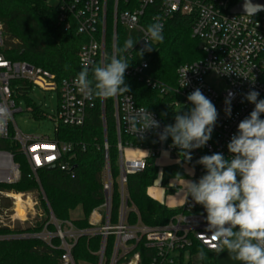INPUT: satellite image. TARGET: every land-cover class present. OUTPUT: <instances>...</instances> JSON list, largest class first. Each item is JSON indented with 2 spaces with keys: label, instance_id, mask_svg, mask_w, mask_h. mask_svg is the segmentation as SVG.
I'll use <instances>...</instances> for the list:
<instances>
[{
  "label": "built area",
  "instance_id": "2783aa9c",
  "mask_svg": "<svg viewBox=\"0 0 264 264\" xmlns=\"http://www.w3.org/2000/svg\"><path fill=\"white\" fill-rule=\"evenodd\" d=\"M127 6L118 12V0H57L55 8L58 12V24L67 31L76 28L77 34L87 37V42L77 52L78 65L81 69L84 63L96 66L102 65L105 58L110 60L116 45L115 29L119 24L127 32L136 34L133 50H141L145 46L143 40L147 26L155 20L163 24L174 15H195L191 28L192 37L200 43L203 57L192 63L183 64L176 70V86L164 87L154 82L148 76V62L131 64L125 76L143 83L146 87L157 91L160 95L171 94L172 106H192L187 96L196 88L209 98L218 111L216 125L212 132L213 141L203 147L209 153H222L230 158L227 144L237 132L238 124L248 117L255 105L249 103L244 96L250 90L259 92L258 99H264V13L257 15H235L230 13L231 6L227 0H123ZM110 2L112 7V37L110 39V54L105 49V19L106 7ZM133 17L135 19H133ZM3 28L0 24V106L7 107L11 118L3 129H0V139L11 138L18 145L19 152L25 157L32 176L43 168H59L63 172L71 171L74 158V145L58 142L55 139L40 136H26L16 128L11 130L13 116L21 110L14 100V93H25L27 88H37L43 92H55L58 105L53 120L54 132L60 125L80 128L84 125L87 113L93 109V100H87L75 85L76 77L58 81L56 76L47 70L31 66L24 62H13L6 59L2 53ZM107 56V57H106ZM132 60L130 53H125ZM214 78L224 83L225 89L218 91L208 79ZM185 85V86H183ZM183 86V87H182ZM233 93L234 96H229ZM231 101V115L226 114L225 100ZM243 101V102H242ZM114 119L116 129L117 167L118 175L112 177L106 132L104 135V168L102 174L103 204L93 210L89 219V229L75 230L70 223H65L63 229L50 215V223L55 232L43 229L38 234H16L4 239H38L49 247L52 239H59L58 249L60 264H75L71 251L77 239L81 236L101 237L98 250V264H142L140 254L135 249L140 241L153 251L148 264H191L192 258L198 257L189 253L181 254L194 244H198L209 252H216L217 240L207 232L206 211L202 205L196 204L185 188L182 212L177 214L165 227L149 228L139 222L128 225L127 214L136 212L129 206L127 178L143 172L148 163L153 161L157 168V178L152 186L161 188L164 192H172L180 188L179 181H198L206 170L197 163L200 156L198 149L191 151V160H186L181 149L172 143L160 141L159 133L165 125L158 116L151 112L160 123L159 129H152L143 134H134L128 126L127 117L141 107L136 106L131 95L113 97ZM264 119V114H261ZM128 138L130 141H122ZM138 142L139 144H135ZM166 161H161L162 157ZM180 167L185 175L182 179H170L162 182L164 168ZM19 180V168L13 162L11 154L0 152V184L10 185ZM119 198L118 219L115 224L110 221L112 196ZM0 196L13 199L10 193L0 192ZM14 204V203H13ZM31 206L36 203L30 201ZM28 207V206H27ZM25 209V208H24ZM31 208L29 207L28 210ZM26 208V211H28ZM22 223L16 216L15 208L10 214L0 216V227L13 229L15 221ZM69 231H66L67 229ZM114 238L111 254L106 262L104 252L107 238ZM144 239V240H141ZM200 263L201 259L199 258Z\"/></svg>",
  "mask_w": 264,
  "mask_h": 264
},
{
  "label": "trees",
  "instance_id": "16d2710c",
  "mask_svg": "<svg viewBox=\"0 0 264 264\" xmlns=\"http://www.w3.org/2000/svg\"><path fill=\"white\" fill-rule=\"evenodd\" d=\"M232 7L240 0H227ZM123 0H118V12L126 9ZM195 21V15H174L163 28V42L154 44L151 52H145L139 56V50H129L126 53L132 55L131 64L148 62V76L158 84L174 88L176 86V70L183 64L200 60L203 53L200 43L192 37L191 28ZM0 24L3 28L4 48L2 53L6 59L13 62H24L54 74L58 81L69 77H77L81 70L78 65L77 52L87 42V37L77 34L76 28L63 30L58 24V12L55 7H50L43 0H0ZM112 37V7L110 2L106 7L105 19V49L110 54V39ZM116 44L123 47L124 41L131 38L135 41L136 34L127 32L119 24L115 29ZM125 55V53H123ZM109 60L105 59L104 63ZM96 65H100L97 63ZM91 78V72H90ZM125 82L130 87L126 94L132 96L136 106L148 108L155 113L163 124L175 123L176 111H188L192 106H172L171 94L162 96L157 91L146 87L134 79L125 76ZM25 93L17 94L15 102L25 99ZM124 95V94H122ZM122 95H118L122 96ZM93 109L87 113L84 125L80 128H71L60 125L55 133L58 142L74 145V158L71 171L63 172L59 168H43L36 172L37 180L32 176L25 157L19 152L18 145L8 138L0 139V152L12 155L13 162L19 168V180L10 185L0 184V192L5 193H30L38 195L41 190L50 209L45 208L42 219L35 221L31 227L21 228L15 224L13 229L0 227V237L16 234H38L44 228L50 233L55 232V227L50 223V215L63 229L65 223H70L75 230L89 229L88 219L96 208L103 204L102 174L104 168V133L102 123V104L105 112L106 142L108 145V158L112 177H117V152L116 129L114 119L113 98L93 99ZM37 113L36 108L33 109ZM122 141H130L123 138ZM172 143L171 137L167 139ZM213 136L208 141L211 143ZM139 144L138 142H134ZM199 156L211 155L203 147L198 149ZM185 175L180 167L164 168L162 173L163 184L170 179H182ZM157 178V168L153 161L140 173L130 175L127 178V190L132 205L136 212L127 214L128 225L134 226L138 222L149 228L167 226L181 209H171L153 200L147 195ZM119 198L117 194L112 196L110 221L115 224L118 219ZM9 198L0 196V216L9 213L12 209ZM79 209L82 218L71 220L69 213ZM59 239H52L49 247L38 239H4L0 240V264H60L61 251ZM101 237L81 236L77 239L71 254L75 262L84 261L97 264L98 258L94 254L98 252ZM114 238L109 236L106 242L104 260L107 262ZM144 240V239H141ZM203 250L207 255L201 260L202 264H214L218 255L209 252L194 244L181 254L196 255ZM141 257L142 264H148V259L153 251L144 246L140 241L135 249Z\"/></svg>",
  "mask_w": 264,
  "mask_h": 264
},
{
  "label": "clouds",
  "instance_id": "9594fccd",
  "mask_svg": "<svg viewBox=\"0 0 264 264\" xmlns=\"http://www.w3.org/2000/svg\"><path fill=\"white\" fill-rule=\"evenodd\" d=\"M163 39V24L157 19L147 26L145 46L139 56L151 52L154 44ZM137 42L129 38L123 47L117 42L109 61L96 66L87 62L82 65L74 83L85 99H108L131 90L125 82L130 62L123 53L133 50ZM259 95L250 90L244 96L255 107L239 122L237 132L227 144L231 157L226 159L222 153L200 157L197 163L206 174L198 181H185L188 196L206 211L207 232L217 240L216 253L227 250L242 264H264V99H258ZM187 100L192 107L183 114L176 111L175 123L166 125L159 139L163 142L171 137L173 146L181 149L186 160H191V151L204 147L211 139L218 111L199 88ZM225 103L230 116L231 101L226 99ZM10 118L8 108L0 106V129ZM127 120L134 134L160 128L148 108H138ZM206 255L203 250L198 253L201 260Z\"/></svg>",
  "mask_w": 264,
  "mask_h": 264
},
{
  "label": "rangeland",
  "instance_id": "374dc122",
  "mask_svg": "<svg viewBox=\"0 0 264 264\" xmlns=\"http://www.w3.org/2000/svg\"><path fill=\"white\" fill-rule=\"evenodd\" d=\"M57 0H46V4L50 7H55ZM111 48V46H110ZM107 57V56H106ZM108 60V58H105ZM210 84L214 86L218 91H223L225 89L224 83L214 78L208 79ZM18 92L14 93V98L17 96ZM25 99H20L17 103L18 108L21 110L19 113L14 114L13 116V124L11 123V130L15 131L16 128L21 134L26 136H40L47 137L49 139L55 138L53 120L55 118V114L57 111L58 105V96L55 92H43L37 88L29 87L25 92ZM114 104V103H113ZM36 108L37 113H34L33 109ZM116 178V177H115ZM37 180V177H35ZM151 194H154V197H157L159 203L165 205L168 208L176 209L178 208L183 201L185 195V181L180 184V188L172 191L173 196L169 197V195L164 196L163 192L158 188L154 187L149 190ZM14 197L19 196L21 201L23 202L21 205L23 207V217L20 219H24L26 216V221L23 223L16 219L15 224H19L21 228L31 227L35 224V221L42 219L45 214V208L50 209L46 203L43 192L39 191L38 195H32L30 193H14L10 192ZM12 202V207L16 209V200L10 199ZM31 202L36 203L35 206H31ZM46 205L44 208L43 203ZM14 203V204H13ZM28 206V207H27ZM130 207H133L130 205ZM29 207L31 208L30 210ZM25 208V209H24ZM26 208L28 211H26ZM134 208V207H133ZM71 220H77L82 218L81 211L76 209L69 213ZM67 229V228H66ZM69 231V229L65 230ZM98 253V252H97ZM97 253L94 255L97 256ZM191 264H199V258H192ZM75 264H92L90 262L77 261ZM98 264V262H97ZM214 264H242V262L233 258V254H229L227 250L217 255L215 258Z\"/></svg>",
  "mask_w": 264,
  "mask_h": 264
},
{
  "label": "water",
  "instance_id": "95a60500",
  "mask_svg": "<svg viewBox=\"0 0 264 264\" xmlns=\"http://www.w3.org/2000/svg\"><path fill=\"white\" fill-rule=\"evenodd\" d=\"M230 13L235 15H257L260 13H264V0H240L237 4L231 7ZM101 109L103 133L105 135V112L103 104Z\"/></svg>",
  "mask_w": 264,
  "mask_h": 264
},
{
  "label": "crops",
  "instance_id": "0c3cea01",
  "mask_svg": "<svg viewBox=\"0 0 264 264\" xmlns=\"http://www.w3.org/2000/svg\"><path fill=\"white\" fill-rule=\"evenodd\" d=\"M161 161H166V157H162L161 158ZM185 181V180H184ZM183 181H179L178 183H179V186H180V184L182 183ZM154 188V187H153ZM157 188V187H156ZM186 188V187H185ZM150 189H152V187L151 188H149L148 190H147V195L150 197V198H152L153 200H155V201H157L158 202V200H157V197H154V194H151L150 192H149V190ZM159 190H161L162 192H163V195L164 196H166V195H169V197H172L173 196V192H164V190L163 189H161V188H158ZM183 200H184V198H183ZM182 203H183V201H182ZM182 205V204H181ZM180 205V206H181ZM179 206V207H180ZM178 207V208H179ZM178 208H176V209H178Z\"/></svg>",
  "mask_w": 264,
  "mask_h": 264
},
{
  "label": "bare ground",
  "instance_id": "6f19581e",
  "mask_svg": "<svg viewBox=\"0 0 264 264\" xmlns=\"http://www.w3.org/2000/svg\"><path fill=\"white\" fill-rule=\"evenodd\" d=\"M13 199L16 200V203H15L16 204V209H15L16 216L22 218L23 214H24L23 213L24 211H23V207H22L21 204L23 202L21 201L19 196H15V197L13 196Z\"/></svg>",
  "mask_w": 264,
  "mask_h": 264
}]
</instances>
